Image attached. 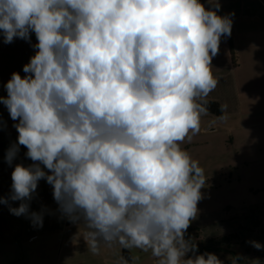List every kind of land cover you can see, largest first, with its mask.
<instances>
[{
    "label": "clouds",
    "instance_id": "1",
    "mask_svg": "<svg viewBox=\"0 0 264 264\" xmlns=\"http://www.w3.org/2000/svg\"><path fill=\"white\" fill-rule=\"evenodd\" d=\"M209 3L0 0L3 42L31 43L33 33L37 41L25 75L13 72L0 96L18 121L5 160L12 165L22 145L33 162L15 165L10 195L0 197L20 201L10 214L43 226L29 202L44 179L62 215L85 227L94 255L118 244L150 251L158 264H223L185 239L208 176L182 145L209 114L219 84L212 59L234 15ZM219 108L211 123L228 119V105Z\"/></svg>",
    "mask_w": 264,
    "mask_h": 264
},
{
    "label": "crops",
    "instance_id": "2",
    "mask_svg": "<svg viewBox=\"0 0 264 264\" xmlns=\"http://www.w3.org/2000/svg\"><path fill=\"white\" fill-rule=\"evenodd\" d=\"M201 3L206 8L212 7L209 0ZM219 3L218 15H234H231V35L221 37L219 52L212 59V71L219 84L207 99L219 105L226 103L228 119L211 123L215 115L203 116L200 133L191 142L185 140L182 147L194 145L188 152L201 166L207 156L215 157L210 169L214 175L235 171L239 187L228 193L226 202L218 204L217 210L245 214L264 208V202L253 193L264 190V0H219ZM36 42L34 33L31 43L17 38L5 44L0 35V96H7L4 85L13 72L25 75L23 66L35 54L31 45ZM17 122L0 103V197L3 198L10 195L15 165L33 163L25 156L27 149L22 145L12 165L5 160L9 147L17 143L18 132L13 126ZM29 203L30 211L43 213L42 227H34L25 216L10 214L9 206L18 207L20 201L0 203V256L4 252L13 256L18 251L29 264H117L128 251L138 257L131 264H158L150 251L124 249L118 244L112 247L101 244L99 254H92L83 238L85 227L62 215L53 198L52 186L44 179L38 182ZM213 239L217 242L219 237Z\"/></svg>",
    "mask_w": 264,
    "mask_h": 264
},
{
    "label": "rangeland",
    "instance_id": "3",
    "mask_svg": "<svg viewBox=\"0 0 264 264\" xmlns=\"http://www.w3.org/2000/svg\"><path fill=\"white\" fill-rule=\"evenodd\" d=\"M207 144H211L210 140L207 141ZM184 147L188 151L195 146L186 144ZM214 158L207 156L203 162L202 167L208 180L206 186L201 189L203 199L198 202L197 217L191 221L185 233V239L195 241L198 247L197 254L214 253L223 261V264H231L232 257L236 256L241 258L239 264H264V248L258 250L251 243L255 241L264 245V224L262 225L264 208L247 211L245 214L230 209L217 210L218 204L226 202L228 193L239 187L236 183L239 178L235 171L214 175L210 171L216 160ZM253 193H255V197L264 202V190H254ZM235 234L239 236L238 239L221 240L225 236L229 237ZM214 237H219L217 243L213 239ZM13 254L10 256L9 253L4 252L0 256V264H29L18 251H14Z\"/></svg>",
    "mask_w": 264,
    "mask_h": 264
},
{
    "label": "trees",
    "instance_id": "4",
    "mask_svg": "<svg viewBox=\"0 0 264 264\" xmlns=\"http://www.w3.org/2000/svg\"><path fill=\"white\" fill-rule=\"evenodd\" d=\"M219 104L218 103H215V102H210L209 101V115H215V116H219L221 113H220V108H219ZM239 238V236L237 235V234H235V235H231V236H227V237H223L221 240H223V241H229V240H235V239H238ZM218 242V241H217ZM216 242V243H217ZM215 243V244H216ZM124 258H126V259H128L129 260V264H131L132 263V261H133V256H132V254L130 253V252H128V251H125L124 252V256H123Z\"/></svg>",
    "mask_w": 264,
    "mask_h": 264
}]
</instances>
